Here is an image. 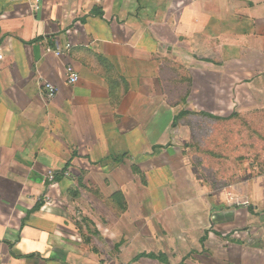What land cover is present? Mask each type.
<instances>
[{"label":"crops","instance_id":"0c3cea01","mask_svg":"<svg viewBox=\"0 0 264 264\" xmlns=\"http://www.w3.org/2000/svg\"><path fill=\"white\" fill-rule=\"evenodd\" d=\"M35 4L0 0V264H87L83 236L69 220V208L84 204L63 201L64 194L84 184L146 193L148 184L133 181L134 163L146 168L151 192L158 180L172 178L167 193H179L171 188L190 175L176 146L191 129L182 105L264 126V0ZM66 41L70 52L57 56ZM68 64L80 73L74 85ZM44 80L59 89L52 101L43 95ZM219 195L223 206L209 200L208 209L187 220L181 215L177 237L155 231L154 239L181 243L179 252L167 249L175 264H201L197 257L205 264H264V172ZM143 208L140 202V216ZM136 224L109 229V240L116 242V233L125 238L126 255L134 252L130 241L151 238L145 223ZM192 231L207 236L208 255L202 246L182 250L195 242Z\"/></svg>","mask_w":264,"mask_h":264},{"label":"rangeland","instance_id":"374dc122","mask_svg":"<svg viewBox=\"0 0 264 264\" xmlns=\"http://www.w3.org/2000/svg\"><path fill=\"white\" fill-rule=\"evenodd\" d=\"M182 82L186 84V79L183 78ZM187 100V98H181L180 101L182 104H187ZM202 101L203 99H197L199 107H201ZM182 109L181 117L188 112L191 114L188 121L192 132L191 129L190 132L185 130L187 132L185 141L176 145L178 148H182L188 157L185 166L190 168L188 180L181 178L178 181L181 188H171L181 190L179 193L175 195L167 193L172 185L170 181L174 180L172 178L158 180L155 184L158 186L156 191L151 192L154 184H151L145 177L146 168L143 167V172L134 163V168L137 170L134 171L133 181L134 183L140 182L142 185L148 184L151 189L145 190L146 193L138 194L135 187L127 193H123V190L120 189L111 192L107 188L103 192L104 187L96 188L84 184V187L79 188L78 193L75 190L76 192L72 191L68 195H63V201L75 205L77 201L84 204V208L79 205L69 208V220L73 225L71 226L72 230H77L83 236L82 241L86 247L85 263L93 264L87 260L89 256H93L94 264H175L178 257L171 260L169 253L181 251L179 249L181 243L172 241L171 238L166 239L177 237L181 215L187 220L190 214L208 209L209 200L215 206H223L220 195L214 196L222 187L235 184L238 180L249 179L254 173L264 172V126L253 121L252 117L246 118L238 116L236 113L223 119H215L209 117L205 112V114H201L195 111H185L183 105ZM185 116L184 118H187L188 114ZM171 146L169 143L164 148L172 149ZM170 156L174 155H168L167 158ZM76 180L77 178L73 179L74 182ZM210 197L212 198L209 199ZM140 202L144 206L141 216L137 209ZM139 217H142V220ZM131 222H136L137 228L140 224L145 223L151 238L144 239L142 242L130 241V246L134 251L130 256L125 252L127 247L125 238L119 240V233H116V242L107 237L110 235V228L118 227L122 231H126ZM155 231H159V234L163 231L165 234H162L163 238L166 236V239L156 241L154 239ZM187 235L195 242H187V246L182 247V250L191 249V251L199 252L193 246H202L200 249L202 248L203 252L208 255L207 236H200L195 231L188 232ZM132 237L135 238V234ZM113 248L115 251H112ZM167 249H170V252ZM146 251L158 256H165L168 261L162 262L153 258L144 261L141 260V257H137ZM187 259H189L187 256L183 258L184 261ZM191 260L194 261V259ZM197 261H202L205 264L204 258L197 257ZM202 262L200 263L202 264Z\"/></svg>","mask_w":264,"mask_h":264},{"label":"built area","instance_id":"2783aa9c","mask_svg":"<svg viewBox=\"0 0 264 264\" xmlns=\"http://www.w3.org/2000/svg\"><path fill=\"white\" fill-rule=\"evenodd\" d=\"M35 1H36L35 9H39L40 0H35ZM71 48H72V43L70 41H66L63 44V46H58L57 49L54 50V52L57 56H62V55L68 54ZM66 75H67V82L70 85L76 84L80 79V73L73 64L67 65ZM42 88H43V95L47 101L54 100L56 96L58 95V91H59L58 87L50 81H46V80L42 81ZM55 178H56L55 172L50 171L47 176V179L49 181H54Z\"/></svg>","mask_w":264,"mask_h":264},{"label":"trees","instance_id":"16d2710c","mask_svg":"<svg viewBox=\"0 0 264 264\" xmlns=\"http://www.w3.org/2000/svg\"><path fill=\"white\" fill-rule=\"evenodd\" d=\"M207 115L209 117H211V118L223 119L222 117H219V116H216V115H213V114H210V113H208ZM40 207H41V203H37L36 206H35V209H39ZM137 257L138 258H140V257H150V258H153V259L160 260L162 262H167L168 261L167 257H165V256H158V255H156L154 253H147V252H143L142 254L138 255Z\"/></svg>","mask_w":264,"mask_h":264}]
</instances>
